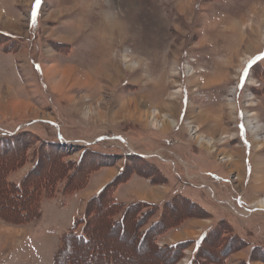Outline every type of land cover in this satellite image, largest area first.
Here are the masks:
<instances>
[{"label": "rangeland", "instance_id": "374dc122", "mask_svg": "<svg viewBox=\"0 0 264 264\" xmlns=\"http://www.w3.org/2000/svg\"><path fill=\"white\" fill-rule=\"evenodd\" d=\"M34 5L35 0H0V34L10 35L5 28L39 35L19 54L0 50V125L26 130L27 142L34 132L148 157L160 177L152 182L150 174L135 168L132 173L136 164L129 158L127 183L115 191L118 200L160 203L182 193L210 213L168 228L158 239L162 247L197 240L221 218L230 221L225 237L234 233L264 243V208L257 206L264 199V129H250L264 127V78L260 70L249 71L255 59H264V0H41L38 10ZM50 40L71 48L63 51L66 45ZM41 66L47 68L46 82ZM36 150L29 151L15 179L33 165ZM41 153L42 168L60 167ZM81 153L83 147H68L50 156L62 163ZM109 161L100 173L92 170L90 183L64 205L46 201L36 221L26 226L0 221V233H9L0 236V264H53L60 236L73 227L72 216L128 159ZM144 164L142 170L149 169ZM86 166L59 171L78 178ZM169 211L175 218L193 208ZM97 226L95 242L106 245L118 264H142V252L162 260L155 250L129 243L119 229L109 233L102 223ZM71 246L66 252L76 264L109 263L97 243L94 250ZM207 248L217 251L213 242ZM193 249L187 247L174 264H189ZM250 253L251 246L244 245L229 253L227 263L264 264Z\"/></svg>", "mask_w": 264, "mask_h": 264}, {"label": "trees", "instance_id": "16d2710c", "mask_svg": "<svg viewBox=\"0 0 264 264\" xmlns=\"http://www.w3.org/2000/svg\"><path fill=\"white\" fill-rule=\"evenodd\" d=\"M22 41L20 37L4 33L0 34V49L6 53H18L22 49ZM51 43L55 44L56 47L65 46L53 41ZM250 69L251 72L260 70L261 76L264 78V59L261 57L255 59L251 63ZM25 134H27L26 130L20 131L19 128L9 130L0 125V221L8 224L26 226L32 223L38 218L41 207L46 201L57 199L61 205H64L65 201L74 192L86 188L90 183L89 180L92 176V170L110 166L109 160L118 156L128 159L122 172L115 176L110 183L106 184L97 195L88 200L83 214L75 219L73 227L61 235L60 244L54 254L53 264H76L71 256L67 255L68 252H66L68 251V245L71 246V242L85 247L89 246L93 250L97 243L99 246L97 250L100 252V248H104L106 250L103 251L104 257H108L106 245L101 244V241L95 242L96 239L93 236L100 229V226H97L100 223H102L107 232L112 233L116 229H119L123 236L126 232L133 230L135 237L133 243L135 245L141 248L148 246L147 249L149 251L155 250L157 254L159 253L161 255L162 260L160 262L151 259L150 255H148L149 258L146 257L145 260H142L141 262H144L142 264H174V262L183 258L187 247L190 248L192 246L194 247V251L189 264H228L229 253L234 252L244 245L251 246L250 255L257 254L264 261V243L259 241L255 242L252 238L247 237L237 239L238 236L234 233L228 238L224 236L227 233V229L231 228L229 227L230 221L227 218H221L214 222L197 240L179 242L165 247L159 245L158 239L160 235L168 228L179 227L189 218H198L197 216L202 214L209 216L210 213L200 203L194 202L182 193H175L174 196L172 195L160 203L144 201L123 203L118 201L115 197V191L126 181L124 176L130 168L129 166L131 164H127L130 159L133 161V164H136L130 168L132 169V173L136 170L135 173L150 174V181L152 182L160 177L159 174L155 176L153 173L154 171L158 173L159 168L149 166L148 159L134 154L118 155V152L99 151L95 149V145H87L83 147V153L79 155L78 160L58 163L52 161V156H50L52 155V151L58 153L68 147L73 149L74 147H82L77 144L80 141H75L74 144H68L63 140V137L61 138L58 135L56 138L51 139L44 138L41 135L40 137L34 132H29L28 135L31 141L27 142V135ZM39 143L41 144L38 145ZM36 148V154L34 153L35 159L33 161L30 159L33 165L19 180L15 179L14 174L24 168L27 161H29V151L32 149L35 150ZM42 149L44 154L48 153V160L53 164L55 163L57 167L61 164L60 167L67 166L68 169L72 167L78 169L87 165L85 172L80 177L74 178L71 175L67 177L61 174L59 171L60 167L57 169L42 168ZM68 155L69 153L61 154L59 158L63 159L64 157H68ZM137 161L139 163H136ZM142 163H145V167L149 169L142 170V167H144ZM72 172V175L75 176L76 171ZM188 207L193 208L192 214L186 213L183 216L180 215V217L176 216L175 218L168 216L170 209L175 211L180 208L183 212V209H187ZM102 215H104L105 219H102ZM102 237L104 236L102 235ZM102 241L105 242L104 239ZM211 242H213L214 249L217 250L213 251V253H209V248H207ZM228 246L231 248L229 249ZM75 248H72V250ZM110 252H108L111 256L108 257V264H118L116 259H114L116 255ZM69 256L71 258L70 260L66 258ZM243 264H251V262L246 260Z\"/></svg>", "mask_w": 264, "mask_h": 264}, {"label": "crops", "instance_id": "0c3cea01", "mask_svg": "<svg viewBox=\"0 0 264 264\" xmlns=\"http://www.w3.org/2000/svg\"><path fill=\"white\" fill-rule=\"evenodd\" d=\"M4 30H6L7 32H9L10 33V35H13V36H16V37H20V38H22V44H23V46H22V49L18 52V54L19 53H21V52H23L25 49H27L28 47H29V43H31V44H33L34 42H36L37 40H39V35H37V34H35L34 33V31H32V30H34V29H31L30 31H29V34L28 35H23L22 33H18L17 31H13V30H8V29H5L4 28ZM52 40H54V39H52ZM52 40H50V42L52 41ZM29 41H32V42H29ZM28 44H27V43ZM53 42H55V43H58V44H62V45H68V47H67V50H66V48H64L63 49V51H68V49H70L71 48V44H66V43H61V42H59V41H53ZM1 50V49H0ZM2 51V50H1ZM3 52V51H2ZM13 54H15V53H13ZM16 62H17V59H16ZM15 66L13 65V68H14ZM47 69V68H46ZM43 66H41V70H42V74H43V79H44V82H46L47 81V77H45V70H46ZM29 80V79H28ZM28 80H25V78L23 79V82H24V84H28L29 82H28ZM46 84V87H47V90H48V82L47 83H45ZM34 98H32V101L34 102L35 100H33ZM55 124V123H54ZM62 138V137H61ZM63 140L65 141V142H67V140L66 139H64V137H63ZM80 142H83V141H81V140H79ZM68 143H70V142H68ZM105 168H100L99 169V171H96V172H94V175L95 174H98V173H100L101 171H103ZM111 181V180H110ZM110 181L108 182V183H110ZM127 182H124L123 184H121V185H125ZM101 189V188H100ZM100 189L96 192V194L95 195H97L98 193H99V191H100ZM118 200V199H117ZM118 201H120V200H118ZM134 201H136V200H134ZM140 201H143V200H140ZM120 202H123V203H129L130 201H120ZM161 202V201H160ZM60 203V202H59ZM66 206H67V204H66ZM43 207V206H42ZM82 209V208H81ZM83 209H84V206H83ZM83 209H82V211H77V212H75V214H74V216H72V221H74L78 216H80V214H82L83 213ZM42 212V211H41ZM41 214V213H40ZM39 214V215H40ZM39 217V216H38ZM38 219V218H37ZM36 219V220H37ZM35 220V221H36ZM1 234V233H0ZM5 234H9L8 232H5V233H2L0 236H5ZM10 236H13L12 234L10 235ZM61 237V236H60ZM8 240H10V243L13 241L14 243L16 242L15 241V239H14V237H8ZM12 240V241H11ZM4 248H6L7 247V239H6V241H5V245L3 246Z\"/></svg>", "mask_w": 264, "mask_h": 264}, {"label": "bare ground", "instance_id": "6f19581e", "mask_svg": "<svg viewBox=\"0 0 264 264\" xmlns=\"http://www.w3.org/2000/svg\"><path fill=\"white\" fill-rule=\"evenodd\" d=\"M107 28L109 29V28H111V26H110V23L107 25ZM45 74H46V77L48 76V73H47V71H45ZM70 79V78H69ZM75 82H77L78 83V81H75ZM62 88V87H61ZM56 89V88H55ZM59 89V88H58ZM58 89H56V90H58ZM60 90V89H59ZM251 124V123H250ZM264 129V127H258V126H256V127H254V126H252V124H251V126H250V129H255V130H261V129ZM202 141V140H201ZM258 142H259V140H257ZM256 141V142H257ZM261 145H264V141H262V144ZM257 206H259V208H261V209H263L264 208V199H261L258 203H257ZM124 237H127V239L128 240H130V241H128L129 243H131V242H134V237L132 236V234H131V232L129 233V231L128 232H126V234L124 235ZM126 239V238H125ZM122 243V242H121ZM125 247V246H124ZM145 248V250L147 251V248H148V246H145L144 247ZM141 256V257H140ZM139 257V261L141 262L142 260H145L146 259V257L148 256V254L147 253H145V252H143L141 255H140ZM215 259H217V258H215Z\"/></svg>", "mask_w": 264, "mask_h": 264}, {"label": "snow or ice", "instance_id": "6c2138e0", "mask_svg": "<svg viewBox=\"0 0 264 264\" xmlns=\"http://www.w3.org/2000/svg\"><path fill=\"white\" fill-rule=\"evenodd\" d=\"M41 3V0H35V5H34V9L35 10H38V6H39V4ZM251 69H249V71H250ZM202 242V241H201Z\"/></svg>", "mask_w": 264, "mask_h": 264}]
</instances>
